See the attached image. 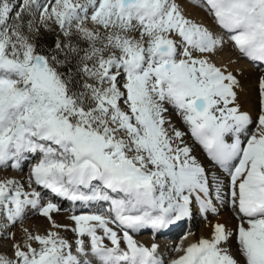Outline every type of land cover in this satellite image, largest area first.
Listing matches in <instances>:
<instances>
[{
	"label": "snow or ice",
	"instance_id": "1",
	"mask_svg": "<svg viewBox=\"0 0 264 264\" xmlns=\"http://www.w3.org/2000/svg\"><path fill=\"white\" fill-rule=\"evenodd\" d=\"M0 169V264H264V0H0Z\"/></svg>",
	"mask_w": 264,
	"mask_h": 264
},
{
	"label": "bare ground",
	"instance_id": "2",
	"mask_svg": "<svg viewBox=\"0 0 264 264\" xmlns=\"http://www.w3.org/2000/svg\"><path fill=\"white\" fill-rule=\"evenodd\" d=\"M243 64L244 62H242V65ZM245 67V75L247 77V79L245 80V85L249 89V95L247 98V102L245 103V107L252 108L254 106L255 98V80L256 77L259 75V72L250 65H245ZM26 170L27 169H25V171ZM6 175L16 176L19 174L12 170L0 169V177ZM56 202L61 203L62 208L65 209V211H62L60 214L56 215L57 221L62 223H70V221L68 220V216L72 214L71 211H69V209H71L72 207L71 203L68 201L59 200H57ZM66 204L67 207H64V205ZM83 210L87 211V209ZM217 220L227 221L230 225L235 223L232 212L228 208V206L221 205L219 217L209 215L208 218L205 219L201 214L194 210L193 215L191 217L177 222L169 228L160 231L159 233H157L156 236L153 235L152 230L148 229L143 230L136 236V238L145 244H151L153 242L157 243L161 246L162 251L167 252L172 247L179 244L181 242V239L186 235L187 240L185 241V243H190L201 236L207 237L211 232V223H215L217 222ZM47 226V221L42 216L35 215L26 218L22 224H17L12 230L16 232L19 236L23 227L43 230ZM66 235L70 237L71 233H66ZM8 243V241H0V250H7Z\"/></svg>",
	"mask_w": 264,
	"mask_h": 264
},
{
	"label": "rangeland",
	"instance_id": "3",
	"mask_svg": "<svg viewBox=\"0 0 264 264\" xmlns=\"http://www.w3.org/2000/svg\"><path fill=\"white\" fill-rule=\"evenodd\" d=\"M64 207H67V204H66V205H64Z\"/></svg>",
	"mask_w": 264,
	"mask_h": 264
}]
</instances>
